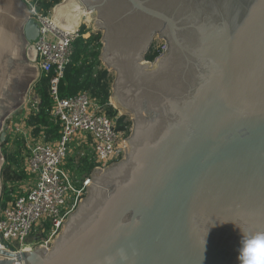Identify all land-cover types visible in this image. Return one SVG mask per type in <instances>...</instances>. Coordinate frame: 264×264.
<instances>
[{"label": "water", "instance_id": "water-1", "mask_svg": "<svg viewBox=\"0 0 264 264\" xmlns=\"http://www.w3.org/2000/svg\"><path fill=\"white\" fill-rule=\"evenodd\" d=\"M85 10L110 100L132 117L125 157L92 169L49 248L0 247V264H240L264 231V0H60L52 20L75 31ZM39 32L21 0H0V207L5 122L40 76Z\"/></svg>", "mask_w": 264, "mask_h": 264}, {"label": "built area", "instance_id": "built-area-1", "mask_svg": "<svg viewBox=\"0 0 264 264\" xmlns=\"http://www.w3.org/2000/svg\"><path fill=\"white\" fill-rule=\"evenodd\" d=\"M30 18L39 26V36L34 45L38 51L36 65L40 75L52 73L49 94L52 99L50 114L60 124V137L46 141L44 132L33 135L27 124L28 116L37 108L38 96L30 103L26 115L13 121V131L21 132L27 140L25 172L31 183L23 191L11 193L0 207V247L15 252L33 250L37 246L49 248L60 233L68 216L85 197L92 183L90 173L78 178L75 169L88 157L93 168L103 169L125 157L127 129L118 127L120 114L111 115L108 106L89 91L62 97L59 81L72 62L73 44L85 37L81 28L75 31L58 27L52 20L53 7L44 8V0H21ZM88 27V26H87ZM156 49L160 54L166 42ZM112 105V104H111ZM8 133V126H5ZM77 149L81 158L68 167V159ZM11 184L9 185V187ZM21 264H25L20 261Z\"/></svg>", "mask_w": 264, "mask_h": 264}, {"label": "trees", "instance_id": "trees-1", "mask_svg": "<svg viewBox=\"0 0 264 264\" xmlns=\"http://www.w3.org/2000/svg\"><path fill=\"white\" fill-rule=\"evenodd\" d=\"M60 0H44L41 5L44 8L53 7ZM82 33H85L87 28L84 25ZM100 34H93L89 38L80 37L74 44V52L72 62L66 66L63 78L59 81V93L62 97L73 96L80 91H89L92 95L99 98L102 103H108L111 96V88L114 78L106 68H98L100 64V50L103 47L99 41ZM160 54V49L152 48L147 54V59L153 61ZM52 73L41 74L34 84V89L38 94L39 103L36 110H34L27 118V124L32 128V133L38 136L41 131L44 132L46 141H53L60 137V124L50 114L52 99L49 94L50 78ZM108 111L111 115H116L118 111L111 105L108 106ZM125 116L118 119L119 129L123 128ZM10 141V136L6 138V143ZM20 141L19 139L16 140ZM21 142V141H20ZM8 155V154H6ZM10 161H16L11 156H7ZM82 168L87 169L88 174L92 171L93 166L89 162L88 157L83 158ZM4 186L1 196V206L5 205L6 201L11 198V193L14 187H9V182H21L25 178V172L13 171L8 174H3ZM28 176V175H27ZM8 183V184H7Z\"/></svg>", "mask_w": 264, "mask_h": 264}, {"label": "rangeland", "instance_id": "rangeland-1", "mask_svg": "<svg viewBox=\"0 0 264 264\" xmlns=\"http://www.w3.org/2000/svg\"><path fill=\"white\" fill-rule=\"evenodd\" d=\"M90 18H87V15H86V18H84V22L86 23V32H85V37L84 38H89L91 35H95V34H100L101 35V38H100V42L103 46V43H102V32L98 30V28L95 26V20H96V15H95V12L93 13H90ZM93 25V27H92ZM164 44V41L161 40V38L159 36H156L154 41H153V46L152 48H158L160 46H162ZM151 48V49H152ZM99 50L101 52L102 50V47H99ZM100 60V58H99ZM98 68L101 69V68H107V66L102 62V60H100V64L98 65ZM40 72V71H39ZM111 76L114 78L115 77V74L113 72H110ZM35 84V83H34ZM34 84L32 85L31 87V90L28 94V98L26 99L25 101V104H24V107L18 111L16 114L10 116L9 118H7L6 122H5V126H8L9 129H8V133H7V137L10 136V141L6 143V140L1 144V149H2V153H3V156H4V162H3V165H2V170H1V184H2V193H3V186H4V176L3 174H8V172H13V171H18V172H21V171H24L25 172V155L27 154V140L26 138L24 137V134L21 133V132H17V131H13L11 126L13 127V121H17L19 122L18 118H21L23 117L24 115L27 114L28 112V109L30 108V103H32V101H34L35 97L38 96V94L36 93L35 89H34ZM113 84V83H112ZM111 93H112V88H111ZM111 100L109 98V104H110ZM112 104V103H111ZM110 104V105H111ZM114 109H116L119 113H121L116 107L114 104L111 105ZM125 123L127 122L126 124V128L129 132V134H131V131H132V128H133V122H132V117L130 115L128 116H125ZM6 137V138H7ZM20 140V141H16V140ZM8 154V155H6ZM7 156H11L12 158L16 159V161H12V160H8L7 159ZM72 156L70 158V161L68 159V167L69 168H74V166L72 165L73 161L74 160H77L79 158H81L79 152L77 149L74 150V153L73 155H70ZM83 164V163H82ZM75 175L78 177V178H81L82 176L88 174V171L87 169L85 168H82V166L80 168H76L75 170ZM24 180L21 181V182H9L11 184L10 187H14V191H23V188H27L30 183H31V179L29 176H27L26 172H25V176H24ZM8 184V183H7ZM8 184V185H10Z\"/></svg>", "mask_w": 264, "mask_h": 264}, {"label": "clouds", "instance_id": "clouds-1", "mask_svg": "<svg viewBox=\"0 0 264 264\" xmlns=\"http://www.w3.org/2000/svg\"><path fill=\"white\" fill-rule=\"evenodd\" d=\"M238 259L240 264H264V231L243 238Z\"/></svg>", "mask_w": 264, "mask_h": 264}, {"label": "bare ground", "instance_id": "bare-ground-1", "mask_svg": "<svg viewBox=\"0 0 264 264\" xmlns=\"http://www.w3.org/2000/svg\"><path fill=\"white\" fill-rule=\"evenodd\" d=\"M84 13H85V15H87V18H90V12H87L86 10L84 11ZM92 27H93V25H92ZM112 102V104H114L115 105V103H114V101L112 100L111 101ZM15 264H21L20 262H16Z\"/></svg>", "mask_w": 264, "mask_h": 264}, {"label": "flooded vegetation", "instance_id": "flooded-vegetation-1", "mask_svg": "<svg viewBox=\"0 0 264 264\" xmlns=\"http://www.w3.org/2000/svg\"><path fill=\"white\" fill-rule=\"evenodd\" d=\"M117 114H118V113H117ZM119 114H120V117H121V116H128V115H125V114L123 115L122 113H119ZM126 124H127V122H126V123L124 122V125H123V128H124V129L126 128Z\"/></svg>", "mask_w": 264, "mask_h": 264}]
</instances>
